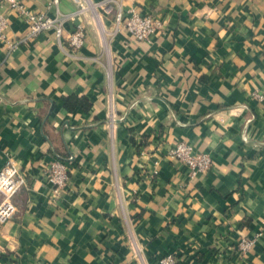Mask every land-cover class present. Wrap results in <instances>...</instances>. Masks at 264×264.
Returning a JSON list of instances; mask_svg holds the SVG:
<instances>
[{"label": "crops", "instance_id": "obj_1", "mask_svg": "<svg viewBox=\"0 0 264 264\" xmlns=\"http://www.w3.org/2000/svg\"><path fill=\"white\" fill-rule=\"evenodd\" d=\"M49 1L26 5L55 16ZM88 1H61L67 34L86 28L74 50L23 42L28 21L0 0L19 44L0 42V170L14 159L28 180L0 264H264V0H124L164 22L150 42L112 16L100 28L104 0ZM181 141L213 167L192 178L170 157ZM56 155L75 156L58 198Z\"/></svg>", "mask_w": 264, "mask_h": 264}, {"label": "built area", "instance_id": "obj_2", "mask_svg": "<svg viewBox=\"0 0 264 264\" xmlns=\"http://www.w3.org/2000/svg\"><path fill=\"white\" fill-rule=\"evenodd\" d=\"M4 1L14 12L25 18L29 23V32L23 42L34 39L40 34L52 32L60 43L66 40L74 50L83 48L86 41V28L80 25L67 34L66 22L68 15L60 10L62 0H50L48 3V9L55 8V16L49 15L48 12L38 13L33 11L26 5L27 0ZM123 3L124 0H104L97 4L93 3L99 17L100 28H103L102 17L112 16L116 25V32L125 29L135 39L149 42L154 35L165 30V24L162 20L151 15L141 14L134 8L125 11ZM93 15L95 17L94 13ZM9 26V19L0 15V42L7 43L8 48L12 50L17 48L19 44L8 42L6 32ZM170 157L188 166L192 178L207 173L213 167V159L209 154L200 153L194 146L183 141L177 143L171 149ZM74 161V155L67 158L56 155L52 161L45 165L44 174L54 197H61L67 189ZM5 180H7V183L4 182ZM27 185L26 173L22 171L16 160L9 159L0 170V225H4L14 218L17 213L15 198ZM255 243V238L243 239L238 248L246 254L253 248ZM159 264H177V261L174 256H168L161 258Z\"/></svg>", "mask_w": 264, "mask_h": 264}, {"label": "bare ground", "instance_id": "obj_3", "mask_svg": "<svg viewBox=\"0 0 264 264\" xmlns=\"http://www.w3.org/2000/svg\"><path fill=\"white\" fill-rule=\"evenodd\" d=\"M94 14L98 17V15H97V13H96V11H95V9H94Z\"/></svg>", "mask_w": 264, "mask_h": 264}, {"label": "clouds", "instance_id": "obj_4", "mask_svg": "<svg viewBox=\"0 0 264 264\" xmlns=\"http://www.w3.org/2000/svg\"><path fill=\"white\" fill-rule=\"evenodd\" d=\"M4 182L7 183V180H5Z\"/></svg>", "mask_w": 264, "mask_h": 264}, {"label": "rangeland", "instance_id": "obj_5", "mask_svg": "<svg viewBox=\"0 0 264 264\" xmlns=\"http://www.w3.org/2000/svg\"><path fill=\"white\" fill-rule=\"evenodd\" d=\"M93 12V11H92ZM94 13V12H93ZM94 16V15H93ZM97 22H98V20H97ZM98 23H100V22H98Z\"/></svg>", "mask_w": 264, "mask_h": 264}]
</instances>
